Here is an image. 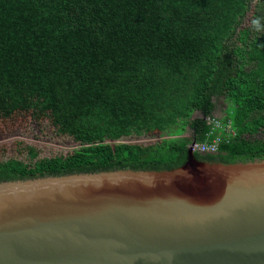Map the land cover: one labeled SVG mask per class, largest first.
<instances>
[{"label": "trees", "instance_id": "1", "mask_svg": "<svg viewBox=\"0 0 264 264\" xmlns=\"http://www.w3.org/2000/svg\"><path fill=\"white\" fill-rule=\"evenodd\" d=\"M219 100L234 135L195 160H264V0H0V119L29 113L79 147L27 148L0 182L179 168Z\"/></svg>", "mask_w": 264, "mask_h": 264}, {"label": "water", "instance_id": "2", "mask_svg": "<svg viewBox=\"0 0 264 264\" xmlns=\"http://www.w3.org/2000/svg\"><path fill=\"white\" fill-rule=\"evenodd\" d=\"M0 182V264H264V160Z\"/></svg>", "mask_w": 264, "mask_h": 264}, {"label": "rangeland", "instance_id": "3", "mask_svg": "<svg viewBox=\"0 0 264 264\" xmlns=\"http://www.w3.org/2000/svg\"><path fill=\"white\" fill-rule=\"evenodd\" d=\"M222 100L216 101V109L212 116L221 119L225 116ZM194 117H200L198 113ZM231 129V128H230ZM263 135V134H262ZM189 138L190 131L183 135H163L156 138H128L122 143L152 144L161 139ZM27 148L37 153V159L53 158L71 154L79 147L70 139L56 135L53 127L46 120H34L29 113H16L10 118L0 119V162L16 158L27 162L29 159Z\"/></svg>", "mask_w": 264, "mask_h": 264}, {"label": "built area", "instance_id": "4", "mask_svg": "<svg viewBox=\"0 0 264 264\" xmlns=\"http://www.w3.org/2000/svg\"><path fill=\"white\" fill-rule=\"evenodd\" d=\"M205 122H206V125L210 126V131L207 137L208 138L212 137V139H208V141H205L200 144L194 143V145L192 146V150L194 152L197 151V152L214 153L217 151L219 144L223 140L232 138L234 133L229 128V126L223 127L219 119H215L214 117L205 118ZM217 130L221 131V133H219ZM161 140H166V139H161Z\"/></svg>", "mask_w": 264, "mask_h": 264}]
</instances>
